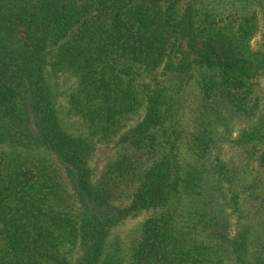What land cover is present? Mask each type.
I'll return each instance as SVG.
<instances>
[{
	"label": "trees",
	"instance_id": "1",
	"mask_svg": "<svg viewBox=\"0 0 264 264\" xmlns=\"http://www.w3.org/2000/svg\"><path fill=\"white\" fill-rule=\"evenodd\" d=\"M158 72L195 78L182 130ZM263 83L264 0H0V264H264ZM67 91L95 135L143 112L97 179Z\"/></svg>",
	"mask_w": 264,
	"mask_h": 264
},
{
	"label": "rangeland",
	"instance_id": "2",
	"mask_svg": "<svg viewBox=\"0 0 264 264\" xmlns=\"http://www.w3.org/2000/svg\"><path fill=\"white\" fill-rule=\"evenodd\" d=\"M261 40V35L258 34L252 41V47L254 49L258 48ZM196 72H191V75ZM155 77L159 78L162 82H167L169 87L168 93L170 96L169 104V114H170V123L169 127L184 129L187 127L188 121L192 117V108L196 107V100L198 99V91L194 87L195 78L185 77L186 81L181 84L178 74L169 73L168 76H163L159 72L155 74ZM64 79L61 80L60 90L65 89ZM262 92L264 95V83L262 84ZM76 86V83L74 84ZM73 86V87H74ZM68 91L65 92L64 97L59 98V109L61 110L62 117L67 119L69 127L75 133H82L85 138L93 144V159L92 167L94 168V177L97 179L107 165L113 163L120 156L125 154L124 147L119 143L122 135L131 127L135 126L143 117V112L125 119L117 133H112L107 136L104 135H95L86 124L80 119L76 114H67L68 110H64L66 103V96ZM86 126V127H85ZM239 127V126H237ZM240 131V127L234 129V134L237 135ZM226 147V145H224ZM133 186L129 183L122 186L121 189V199L117 202L118 204H125L128 197L127 194L129 191H132ZM152 216V213H143L137 217H129L113 231L110 239L112 242V248L115 250V253L122 259L127 262L133 255L134 249L136 248L141 234L142 223L149 217Z\"/></svg>",
	"mask_w": 264,
	"mask_h": 264
}]
</instances>
